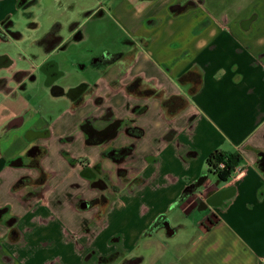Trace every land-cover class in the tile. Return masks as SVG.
Instances as JSON below:
<instances>
[{"label": "crops", "instance_id": "1", "mask_svg": "<svg viewBox=\"0 0 264 264\" xmlns=\"http://www.w3.org/2000/svg\"><path fill=\"white\" fill-rule=\"evenodd\" d=\"M253 1L228 12L88 0L49 21L27 68L4 54L34 80L0 96V264H264V0ZM27 2L0 0V24ZM107 18L123 49L80 56L86 24ZM13 29L10 43L24 40ZM85 124L115 133L90 141ZM214 151L242 158L234 183L209 173Z\"/></svg>", "mask_w": 264, "mask_h": 264}, {"label": "rangeland", "instance_id": "2", "mask_svg": "<svg viewBox=\"0 0 264 264\" xmlns=\"http://www.w3.org/2000/svg\"><path fill=\"white\" fill-rule=\"evenodd\" d=\"M251 1L253 0H210V4L222 3L223 10L224 8H228L229 12L230 7H233L234 11L237 6L244 7L246 4L251 3ZM87 4L88 0H39L31 6L21 9L20 12L10 20L15 24V29L17 28L16 30L24 36V40L11 43L0 42V54H7L15 61L18 68H27L28 56L37 53V48L32 46L33 40L39 37L43 31L49 29V21L51 19H58L60 22L64 23L68 19L75 18L77 14L80 13V9ZM228 12L226 11V13ZM36 24H38V27L33 30L32 27ZM86 29V32L91 36L76 47L77 51H80V56L91 51L95 55L93 59H96V56L100 54L102 50L117 51L123 49L122 32L119 30L118 26L113 24L111 18L91 21L86 24ZM66 32L67 29L63 30V33ZM96 34H98L97 37L95 36ZM71 48L74 49L75 47L69 46V51ZM68 54L69 53L65 55ZM46 103L47 100L46 102L44 101L43 104L45 105ZM56 107H59L56 109L63 108V106Z\"/></svg>", "mask_w": 264, "mask_h": 264}, {"label": "flooded vegetation", "instance_id": "3", "mask_svg": "<svg viewBox=\"0 0 264 264\" xmlns=\"http://www.w3.org/2000/svg\"><path fill=\"white\" fill-rule=\"evenodd\" d=\"M22 2H27L28 0H21ZM32 1H28L27 3H34ZM101 14V13H100ZM14 23L11 20H4L0 24V42L2 43H10L12 39H18L20 37L17 32L13 29ZM56 36H53L50 40H46L44 45H52L57 42V38H54ZM101 64H104L107 62V59L105 56H103L100 60ZM11 62L8 58V56L1 54L0 55V96L2 95H10L13 92L14 86H17L19 89H22L24 86L21 84L23 81L34 80V75L30 71H12L11 70ZM54 63L52 61L44 63L40 67V71L44 73L46 76L45 83L50 85L53 81V79L57 76V73L54 72ZM52 90L55 93H62L60 89L57 87H53ZM82 91V86H79L75 90H71L67 92L66 95L68 96H76ZM83 129L88 134V140L90 141H102L103 139L107 137L113 136L115 133V125H109L103 130L96 132L93 130L90 125H84ZM133 133L132 131H129ZM38 134L43 135V132H39ZM36 151V150H32ZM124 159V158H123ZM122 160V159H121Z\"/></svg>", "mask_w": 264, "mask_h": 264}, {"label": "trees", "instance_id": "4", "mask_svg": "<svg viewBox=\"0 0 264 264\" xmlns=\"http://www.w3.org/2000/svg\"><path fill=\"white\" fill-rule=\"evenodd\" d=\"M131 88L132 87H130V89ZM150 93H151L150 95H153V92H150ZM163 105L165 106V105H167V103L164 102ZM137 135H140V133H138ZM128 153H129L128 148H122L120 150L109 152V156L114 161H120L126 155H128ZM241 162H242V158L240 157L239 154H237V153H225L222 151H214L206 159V165L208 167L209 173L214 175L216 177L217 181H219L221 183H225L228 180L230 174L234 171V169L236 167H238L240 165ZM220 164L223 165L222 168H220ZM201 181L202 180H200V182ZM192 188L193 187L188 188L184 191V193L182 194V199H183V197H186V196L190 195V193L193 192L194 189H192Z\"/></svg>", "mask_w": 264, "mask_h": 264}, {"label": "built area", "instance_id": "5", "mask_svg": "<svg viewBox=\"0 0 264 264\" xmlns=\"http://www.w3.org/2000/svg\"><path fill=\"white\" fill-rule=\"evenodd\" d=\"M222 167H223V165L220 164V168H222ZM241 172H242V169L236 167V168L234 169V171L230 174V176H229L228 180L226 181V183H227V184H232V183H234V182L236 181V179L238 178V176L241 174Z\"/></svg>", "mask_w": 264, "mask_h": 264}, {"label": "water", "instance_id": "6", "mask_svg": "<svg viewBox=\"0 0 264 264\" xmlns=\"http://www.w3.org/2000/svg\"><path fill=\"white\" fill-rule=\"evenodd\" d=\"M200 185H201V182H198L197 186H200ZM80 207L81 208H86L87 207V204L82 203Z\"/></svg>", "mask_w": 264, "mask_h": 264}]
</instances>
